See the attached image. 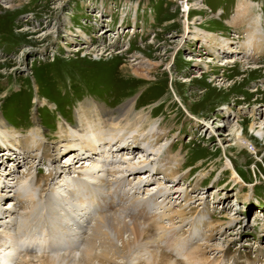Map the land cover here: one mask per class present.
Listing matches in <instances>:
<instances>
[{"label": "rangeland", "instance_id": "rangeland-1", "mask_svg": "<svg viewBox=\"0 0 264 264\" xmlns=\"http://www.w3.org/2000/svg\"><path fill=\"white\" fill-rule=\"evenodd\" d=\"M187 2L203 6L192 7L188 33L182 25V0H0V118L5 127H0V235L19 237L18 254L6 264H39L44 255L81 252L83 242L53 247L41 242L53 237L49 229L42 230L52 222L42 212L51 197L64 207L57 212L61 217L65 212L87 215L80 222L85 236L93 220L106 212L128 221L127 214L145 207L157 216L163 229L143 241L140 234L139 247L112 253L108 260L97 248L90 264H179L168 256L170 251L161 250L159 236L173 235L171 223L162 218L167 214L177 221L173 227L186 232L174 234L175 240L183 236L193 243L188 249L198 255L197 264H264V147L248 130L253 108L264 115V64L248 58L251 45L264 50V0ZM207 33L213 39H205ZM224 43L225 48H214ZM242 45L249 46L247 53L237 51ZM84 101L113 113L126 101L136 102L134 111L142 121L116 131L118 137L111 141L109 134L98 136L93 130L99 126L81 114L84 124L77 132L76 112ZM253 127L264 129V117ZM238 132L248 139L250 151V143L256 146L258 158L236 147ZM89 143L105 153L112 148L107 167L100 154L89 152ZM88 153L90 157L73 159L74 172L68 169L69 158ZM174 155L179 170L163 178L164 170L177 164L168 165ZM227 159L236 179L224 167ZM81 160L83 169L100 165L84 181L99 205L85 190L72 196L75 181L82 183L75 178L83 170L77 168ZM111 165L145 168L121 179L103 172ZM41 175H52L53 183L43 192L37 182ZM101 182L111 186L105 192L94 190ZM18 194L33 203L29 218L22 217L20 207L29 202L19 204ZM101 196L113 201V210L106 209ZM11 204L15 210L6 214ZM179 211L193 212L192 227L179 225ZM55 229L61 239H71L60 227ZM78 254L73 262L82 264ZM176 259L186 260L185 255Z\"/></svg>", "mask_w": 264, "mask_h": 264}, {"label": "bare ground", "instance_id": "bare-ground-1", "mask_svg": "<svg viewBox=\"0 0 264 264\" xmlns=\"http://www.w3.org/2000/svg\"><path fill=\"white\" fill-rule=\"evenodd\" d=\"M182 1H183V3L181 5V8H182V12L184 13V20L182 22V25L184 26V28H183L184 31L185 32L187 31V33H188L189 25L191 24L190 23L191 20L189 21V14H190V11L192 10V7H193V9H201V8L203 9V6H201V5L196 6V3L195 4H189L187 2V0H182ZM242 11L243 10L239 9V15L242 14ZM244 12H245V10H244ZM203 37H205V39H207V40H210V39H213L214 36L211 33H207ZM253 41H260V40L255 39ZM227 44L228 43H226V44L224 43L223 45L219 44L217 47L214 45V48L217 49L220 46L221 47L223 46V48H225ZM243 46L244 45L240 46L239 49H237V51L238 52H242V53H247L249 51V46H244V47ZM251 46L252 47H251L250 51L252 50V54L248 55V58L251 61H254L255 63L259 62V63L264 64V60H262V57L264 56V50L262 51L263 48H261L260 46H254V45H251ZM121 57H124L123 54L121 55ZM257 68H259V67H254V69H257ZM133 72H134V74L137 75L136 70L133 71ZM79 105L80 106L78 108V111L76 112L77 114H76V118H75V121H76V119L79 120V124H78L79 130L77 132H79V131L82 132L81 128L83 127L84 123H82L83 119L81 118V116H82L81 114H85V116L86 115L89 116L88 119H90V122H94L95 123L93 126H95V127L99 126L98 131L96 129L93 130V131L94 132L95 131L98 132V136H101V132H103L104 135H108L109 134V136H111V138H112L111 141H114L115 139H117L118 136H116V131L117 132L118 131H121V132L125 131L126 129H128V127H126L127 125L131 124V126H133V125H135L137 123H140L142 121L141 113H135V111H134L135 110V106H136V102L126 101L121 106V108H119V109H117L115 111V113L112 112L113 110L111 111V110L105 108L104 106H102V104L96 103L94 101H84V102L80 103ZM263 117H264V115L261 116V113H260V111H258L257 108H253V110L251 111V118L249 120L250 121V125L248 126V130H249V133H251V135H254V137H256L254 142H256L257 139H258V141H262L263 142L262 146L264 147V129L263 128H261V129L260 128H258V129L256 128L255 129L253 127L254 124L259 123V120H262ZM93 126L90 125V127H93ZM0 127L1 128H5L4 124L2 123L1 118H0ZM102 128H103V130H102ZM99 129H101V130H99ZM66 131H67V134L70 133V132H68V130H66ZM236 136H237L236 137L237 138L236 147L239 150L244 149L249 154H254L255 158L259 157V154H258L259 151L257 150L256 146L253 143L249 142L252 145L251 151L248 148V139L244 136V134L238 132L236 134ZM85 137H86V135H85ZM89 137H90V135H89ZM85 140H86V138H85ZM87 142H90V141L87 139ZM89 144L91 145L89 152L90 153H98V154H100V155H98V158L103 159V161L102 160H100V161L103 162L104 165L107 167L106 163H107V160H109V157L110 156L114 157V154L110 151L112 148H109L107 150L108 152L105 153L104 151L100 150L99 146H96L95 144L93 145L91 143H89ZM103 152L105 154H102ZM90 153H88L87 155L79 154L80 156L79 155L78 156L73 155L72 158H69L68 161H67L69 163L68 164V166H69L68 169H70V170H72V172H74L75 169L73 170V168L75 167V165H73V163H72L74 161L73 159L79 158V157H90ZM107 156H108V159H107ZM226 161H227V163L224 165V167L226 168V171L228 170L229 173L231 172L232 178L236 179L237 176L235 175L236 173L234 171L235 169H234V167L232 165V162L229 159H227ZM257 161H259V160H257ZM174 162L177 163L175 165V167H173V166L171 167L170 166V168H167L168 170L167 169L164 170L163 178H166V176L174 177L176 171L179 170V168H177V166L179 165V159H178V156H176V155H174V161L173 162L170 161L168 163V165H171ZM77 163L80 164L78 166L76 165L77 168L83 169L82 168L83 161L81 160V161H78ZM16 164H17V162H16ZM97 166H98V168H100L99 164L98 165H90V166L88 165L83 170H80L79 172H76L77 175L75 176V178L78 181H81L82 183H78L77 181H75L76 182L75 183L76 189L72 190V196L73 197H76V196L78 197V196L84 195V194L80 193L82 190H85L84 192L91 194L90 188L87 186L86 182H84V181L88 177L91 178L93 176V173H94L93 171L96 169ZM128 166H131V164L129 163ZM109 168H110V170H106V171L104 170L103 172H105L109 176H113L115 174H119L120 178L122 177L121 179H123L124 178L123 175L125 173L128 172L130 174H134V173L137 172L136 169L138 171L139 170L141 171V170H143L145 168V166H135V168H133V169H132V167H128V169L125 168L126 170L125 169L122 170L121 167H115L114 165H111V167H109ZM168 174H170V175H168ZM95 175L96 174H94V176ZM142 175H146V174L144 173ZM150 175H148L147 180L150 179ZM41 176L42 177L38 178L37 182H41L43 184V186L40 187V185H39V189L38 188L37 189L40 192H43L44 188L47 189V187H49L53 183H50V180H51L50 177L52 175L51 176L50 175H48V176L41 175ZM96 177H97V175H96ZM91 180L95 181V179H90V182H91ZM20 184H21V188L19 190L23 191L25 186L23 187L21 182H20ZM130 185H131V183H130ZM108 186H111V184H109V183L107 184V183H102L101 182L99 184V186L96 185L94 187V190L95 189L98 190V187H99V190L101 192H105V188H107ZM160 192H162L161 188L155 193L159 194ZM18 195H19L18 196L19 204H24V203L29 202L28 200H25L24 197L22 198V196L20 194H18ZM14 197H15V195H14ZM91 197H92L93 201L96 199V195H94V194H91ZM28 198H30V197H28ZM82 198H84V196H82ZM86 199H87V197H86ZM87 200H89V199H87ZM102 200H103V203L106 205L105 207H106L107 210H113V207H112V202L113 201L112 200H109L108 198H105V197H102ZM56 201L57 200H56L55 197L54 198L51 197L45 202V206L43 205L44 207H42V212H45V214H47L51 218L50 220L52 221L51 223H45L46 222V220H45L44 221L45 225H44L42 230H44V228H46V230L49 229V231H50L49 233L52 232L53 237H52V241L46 240V238L44 237L41 240V242H43V241L46 242V245L49 246V247L57 246V245H60L62 242L66 243L68 241L69 242L72 241V243L70 242V244H72V245L77 244L79 246L83 242V244H82L83 248L80 249L81 252L79 254L78 253H74V255L70 254V257H71V255L75 257L78 254L79 258L81 259V263L82 264H90L92 262V259L94 258V252H95V250L97 248H101V250H103L102 255H103V257L105 259H107L106 256H108V255H110L112 253L118 255V254H120V252H124L126 250L130 251V249H133L136 246L139 247L140 240H138V237H139L140 234H141V241H143V240H146L145 239L146 237L144 238V236H146L148 233L150 234L153 231H155L157 229L161 230V228H162V226L160 225V222H157V220H155V218L157 216H154L153 214L150 215L146 211L145 207H142L139 212L135 211L137 214H133V215H129V214L126 213L127 210H125V211L123 210L122 212L127 214V217L129 218L128 221L125 220V219H122V217L120 215L119 216L117 214L114 215L115 212L113 213L114 216L107 214V212L103 213L102 215L98 216L96 219L93 220L94 223H93L92 226H90L89 231H88L89 233L85 236V235H82L84 233L83 232L84 227L80 226V222L81 221L83 222V218H85V216L87 218V215L81 214L82 216H79V214H78L77 217H75L73 215L71 217V215L69 213L65 212V214H63L62 217H61V215L57 214V212L61 211L64 207L60 206ZM31 202H29L26 206H23V205L20 206L21 209H23L24 212H25L23 215L21 214L22 217L29 218V216L31 215L30 213L32 212V207H33V205H32L33 203H31ZM94 202H95L94 205H97V204L99 205L100 204V201H98L97 199ZM9 203H11V202H9ZM35 203H37V202H35ZM79 203L81 204V202H79ZM80 204L78 205L79 209L81 207H83ZM133 206H134V204H133ZM6 209H8L6 214H10L12 211L15 210V206L13 204H11L9 206V208L7 207ZM188 215H189V217H188ZM175 216H176L180 226L185 224V223H188V225L191 226V224H192L191 222H193L192 220L194 219L193 218L194 217L193 212H189V214L188 213L185 214L183 211H179L178 214L175 215ZM60 217L62 218V221H61ZM159 218H161V217H159ZM162 218L167 219L171 223L170 232L173 235L169 234V236H166L167 233L164 232L161 236H159V238H162V241H161L160 244L163 245V248H161V250L164 249V250L170 251L168 256L175 258V261L178 262L179 264H197L194 261V257L196 258L198 255L196 253L194 254V252L190 253L191 250L188 249V248L192 247L191 245L193 243H191V240L190 241L189 240H185L184 241L183 236H180L179 242H181V241H184V242H183V245L181 247L177 246L179 242H177L175 240L176 237H174V236L176 234H178L181 230H180V227H173L174 223H177V221L173 219V215L172 214H169V215L167 214V216L163 215ZM42 220H44V219H42ZM62 222H63L64 226H63V224L61 225ZM72 222H73V224L76 225V228L78 229V232L75 230V227L73 225L72 226L70 225V223H72ZM85 222H86V220H85ZM146 222H147V225L144 228H140V224L141 223L145 224ZM3 223H6L5 220L3 221ZM10 224H11V222H10ZM210 224L212 225V223H210ZM2 225H4V224H2ZM23 225H24V223H23ZM55 227H58V228L60 227L67 234V236L70 237L71 239H65L64 237H63L64 239H61L60 238L61 234L59 235V233L55 229ZM19 230H20V228H18V231ZM184 231H181V235L186 233ZM17 232L15 234H17ZM32 234H34V233H32ZM3 235H4V237L2 235H0V264H4V263L6 264V262H9V261L11 262V257L12 256L14 257L15 255L18 254V252H15V250H18V248H19V246H17V244H18L17 242H19V237L18 236H15V235L12 236V235H10V233H3ZM200 235H202V234L200 233ZM36 237H38V236H36ZM116 241L120 242V246H117L115 244ZM171 241H174V243H172ZM145 246H146L145 244L142 245V247H145ZM71 247H73V246H71ZM42 248H43V245H42ZM30 250H32V248ZM28 252H27L26 256L28 258H32V257H30L28 255ZM180 255H185L186 260L176 259ZM58 256H59V254H58ZM70 257L67 254H63L62 257H54L53 255H44L41 258L42 261H41V259L39 257L37 258L38 260H36V261H41V262H39V264H75V262H73V261L76 260V257L75 258L73 257V259H70ZM104 258H103V260H104ZM122 258H124V256H122ZM32 259L34 260L35 258H32ZM69 261L71 263H69ZM173 262H169L168 261L166 264H173ZM95 263H96V261H95ZM101 263H102V261H101ZM17 264H32V263L27 262V261H23V260H21V261L19 260V262Z\"/></svg>", "mask_w": 264, "mask_h": 264}]
</instances>
